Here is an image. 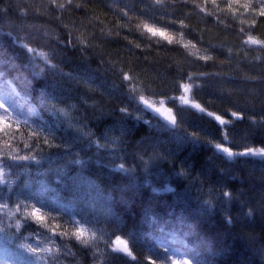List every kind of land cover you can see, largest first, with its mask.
Segmentation results:
<instances>
[{
    "label": "snow or ice",
    "instance_id": "6c2138e0",
    "mask_svg": "<svg viewBox=\"0 0 264 264\" xmlns=\"http://www.w3.org/2000/svg\"><path fill=\"white\" fill-rule=\"evenodd\" d=\"M177 2L149 0L146 3L145 0H135L129 3L112 0V3H103L117 17L115 38L95 17L93 22L101 24L99 35L93 31L87 40L74 37L71 30H68L67 38L62 39L51 32L34 28V39L38 40V44L33 47L32 41L25 42L12 32L4 34L7 44L0 43V239L7 240L13 247L5 245L0 250V264H65V261L76 258L73 247L90 251L93 264H117L118 260L125 258H130L128 264H132L136 257L130 248L129 238L145 227L159 234V239H154L149 246L150 252L156 256V259H152L151 255L146 257L149 264H157V259L161 264H215L217 256L223 255V250L218 252L216 249L217 241L224 237L218 226L210 224L206 217L215 214L219 206L225 213L220 217L221 224L232 226L238 217H233L225 205L235 206L233 192H236L237 198L244 192L229 186V181L234 178L229 176L231 167H218L215 173L202 168L192 176L195 165L187 158L177 165L175 157L181 145L191 143L195 147L200 141L197 132L180 128L182 119L166 104L179 101V106L195 110L202 118L217 122L223 129L221 139L208 143L223 163L233 165L239 162L241 168L249 162L253 165L258 163L262 171L264 115L257 120L254 109L248 107L225 109L223 114H218L194 98L206 86L196 81L235 83L234 77L213 72L185 74L184 66L177 63L178 79L174 87L179 96L156 99L155 92L151 96L146 94L151 89L143 86L142 82L137 85L131 71L118 69L115 62L103 58L93 69L90 57L85 55L99 47L88 40L118 43L121 32L146 43L147 47L142 49L146 52L154 46H165L159 41L172 46L175 36L169 29L178 27L181 37L190 31L182 18L164 19L175 16V12L170 13L167 9H176ZM180 2L184 7L189 6L188 0ZM207 4L208 0H205L203 7L195 3L191 6L209 17L214 13L230 16L233 20L240 15L252 16L251 20L239 21V34L245 37L241 43L242 46H256L264 54V38L251 34L258 19H264V0H256L255 3L253 0H227L224 7L217 0H211L213 12L208 11ZM11 7V4L7 5L5 11ZM48 7L60 12L83 10L86 16L88 11L85 3L73 4L72 0H50ZM20 11L23 17L24 9ZM23 27L21 25V29ZM123 39L130 49L141 48V43L134 44L127 35ZM177 43L183 48L189 46L182 41ZM192 47L196 45L192 44ZM219 47L223 50L222 45ZM217 48V45L209 43L205 53L196 57L197 61H203L207 66L213 61L211 53ZM68 52L78 53L79 63L73 71L64 72L61 65L64 59H68ZM226 53L230 61L232 50L227 49ZM255 59L264 65V55ZM100 68L112 73L114 80L111 87H106V81L101 79ZM12 73L17 74L13 76ZM46 74L58 79L51 82L44 80V86L37 91L35 83L44 79ZM240 83L260 84L262 87L259 90L251 89L248 94L253 97L264 94V70L258 76L243 77ZM4 86H7V91ZM100 89H104L109 99L117 97L122 106L107 108L102 99H97ZM218 95L224 99L226 94L221 90ZM133 106L137 111L134 117L129 111ZM247 111L253 112L248 117L249 131L243 137V146L235 150L238 145L230 139L236 134L233 121L243 123ZM149 112L160 120L159 132L151 129L150 121L142 120V115ZM226 116L232 119H226ZM128 118L149 125V131L141 134L138 140L128 139L131 133L126 123ZM163 132L172 135L173 142L177 144L176 152L164 147L168 141L159 138ZM253 140H258L259 144H252ZM169 157L173 159L169 160ZM59 161L63 163L58 164ZM207 162L211 163V158ZM161 163H171L172 168L165 173L156 167ZM45 164L49 167L45 168ZM137 165L142 166L146 174V184L151 185L152 175L164 177L160 187L152 188L154 193L171 194L172 199L166 201L162 208L149 202L142 205L138 212L134 210L135 197H128L126 193L129 188L138 186L135 180ZM153 169H156L155 172ZM86 172L102 181L106 194L96 180L85 175ZM213 175L216 179L207 187L200 180L204 176L211 181ZM189 177L188 184L184 185L183 181ZM125 178L129 179L128 184L122 182ZM173 184L176 186L173 187ZM192 186H197L199 191L195 203L190 196ZM113 193H119V198ZM260 204L261 207L257 208L247 201H240L239 208L248 209L243 212L246 219L259 215L261 231L264 232V197H261ZM114 205L123 208V216L117 214ZM101 216L115 223L117 231L105 233L98 226ZM129 222V238H125L119 232ZM25 229L30 231L25 234ZM105 236L107 239L103 238ZM170 238H180L183 251L172 247ZM257 242L259 246L251 250L260 257L259 264H264V239L250 237V245ZM101 243L103 249L99 247Z\"/></svg>",
    "mask_w": 264,
    "mask_h": 264
},
{
    "label": "trees",
    "instance_id": "16d2710c",
    "mask_svg": "<svg viewBox=\"0 0 264 264\" xmlns=\"http://www.w3.org/2000/svg\"><path fill=\"white\" fill-rule=\"evenodd\" d=\"M58 2H64V0H58ZM125 2H135V0H125ZM149 2V0H145ZM221 7H224L227 0H217ZM255 3L256 0H253ZM50 0H0V43L7 44V38L4 34L12 32L14 36L21 38L25 42L32 41V46L36 47L38 40L34 39L35 29L48 31L53 36H60L62 39H66L68 36V30L72 31L74 37L79 36L87 40L88 37L96 32L99 35L101 24L93 22L92 18H98L102 22V26L105 31H111L112 37L116 35L115 21L117 17L114 13L109 12L103 3H112V0H72L73 4L85 3L87 5V16L85 11H75L73 9H67L63 12L52 11L48 5ZM189 6L184 7L183 3L178 0L177 8L167 9L168 12H175L174 17H165L168 19H183L184 23L188 26L190 31L184 33L181 37V30L177 27L176 29H169V32L175 36V41L172 46H167L166 42L159 41V43L165 45L162 47H152L150 52L143 51L142 49L147 47L146 43H141L136 36L128 35L127 32H121L118 43L114 42H102L97 40H88L92 45H99L93 51L85 53L90 57V64L93 69L98 67L99 61L103 58L106 61H113L116 63L117 68H123L124 71H131L136 77L137 85L141 82L143 86L151 89L147 95L151 96L152 92L156 93L155 98L159 99L163 97L179 96V92L175 90V83L178 79L176 73V64H182L184 66V72H213L220 73L221 75H228L235 78V83L226 81H196V83H205L206 86L202 91H198L195 95V99L203 103L209 110L217 111L218 114H223V110L231 109L238 110L240 107H248L254 109L255 119L259 120L264 115V94L253 97L249 95V90H259L262 85L260 84H243L240 83L241 79L245 76L255 77L264 70V65L256 61V57L264 55L258 51L256 46H242V41L245 39L244 36L239 34L241 19L251 20L252 16L240 15L235 20L227 15L217 16L215 13L212 16H205L198 12L197 9L193 8L192 4H199L205 6V0H188ZM11 4L12 7L5 11L7 5ZM19 5V7H16ZM20 9H24L25 15L21 16ZM207 9L209 12H213L211 0H208ZM242 11V10H241ZM59 17V19H58ZM23 25V29H21ZM67 25V29L65 28ZM253 36H259L264 38V19H258L256 29L251 33ZM127 35L128 40L133 43H141L140 49H130L127 47V41L123 37ZM188 44V48H183L180 43ZM156 43V41H154ZM211 43L217 45V51L212 52L214 59L209 62L207 66L203 61H197L198 55L205 53V48ZM192 44L196 47L193 48ZM223 46V50L219 46ZM232 50L231 60L227 59L226 50ZM47 51V49H44ZM191 54V55H189ZM68 59H64V63L61 65L64 72H71L79 63L78 53L68 52L66 53ZM39 63V61H37ZM12 73L11 75H16ZM23 75V73H21ZM101 79L106 81V87H111L114 77L112 73L105 72L103 68H100ZM31 79V77H30ZM53 77L51 74H46L44 79L38 80L35 83V88L38 91L44 86V80L51 82ZM7 91V86H4ZM223 90L226 94L224 99L219 97V92ZM216 93V94H213ZM139 95V93H137ZM97 99H102L106 104L107 108H118L121 105L120 100L117 97H109L105 94L104 89H100L97 92ZM231 101V103H229ZM167 107L173 108L177 115L182 119L180 128L187 132H197L199 137V144L195 147L191 143H184L181 145L176 159L177 165L184 159H188L190 163L195 165L192 171V176H195L202 168L211 169L215 173L218 167L229 168L231 167L230 177H234L229 181V186L233 189H242L244 195L237 198V194L233 192V199L235 206L226 204L225 207L229 208L233 217H238V220L234 222L232 226H224L220 222V217L224 213V209L217 206L215 214H209L206 219L210 224L218 226L224 237L222 240L217 241V251L223 250V255H218L215 264H259L260 257L255 255L252 248L259 246V242L250 245V237L257 236L264 239V232L261 231V218L257 215L255 218H245L243 212L248 209L245 207L243 210L239 208L240 201H247L249 204L255 207H261L260 200L264 197V171L261 170L260 165L257 163L253 165L251 162L244 164L241 168L239 162L233 165L225 164L221 161L218 155H214V149L211 147L209 141L219 142L221 139V132L223 129L212 121L211 118H202L201 114L195 112V110H189L185 106H179V101L174 103H167ZM132 112L133 117L137 115L135 106L129 109ZM252 111L244 113L245 121L243 123L235 124V137L233 139L234 145H238L235 150H240L243 146V137L249 131L248 117L252 116ZM119 119V116L115 117ZM226 119H232L230 116H226ZM142 120L151 122V129L155 132H159L160 120L155 114L149 112L142 115ZM111 122V120H109ZM127 126L131 129L130 135L127 137L133 141L138 140L141 134H146L149 131V125H142V123L135 121L134 119L128 118L126 120ZM140 130L137 133V130ZM161 140L168 141L164 145L165 148H170L174 152L177 151V144L173 142L172 135L163 132L160 134ZM252 144H259L258 140L251 141ZM208 158H211V163H208ZM173 157H169L172 160ZM63 161H59L58 164H62ZM55 166V165H54ZM45 168L49 167L48 164L44 165ZM163 170L165 173L172 168L171 163H161L156 166ZM156 169H153L155 172ZM86 176H90L93 180H96L102 188L107 189L102 181L94 174L85 173ZM146 174L143 171L142 166L137 165L135 172V180L138 186L136 188H129L126 195L128 197H135L133 202L134 210L137 212L142 205L151 202L153 205L163 207L165 202L172 199L169 193H154L153 187H160L163 176L157 177L152 175L150 177L151 185L145 183ZM4 179H12V177H4ZM41 179H43L41 177ZM54 179V178H53ZM119 179V178H118ZM191 177L188 180L183 181L184 185H187ZM216 176H212V180H207L204 176L200 177V180L204 181L206 187L209 183L214 182ZM124 184L129 183V179L125 178L122 181ZM55 186V185H53ZM173 187L176 185L173 184ZM206 190V188H205ZM119 198V193H113ZM199 195L198 187L192 186L190 188V196L193 203L196 202V198ZM207 199V197H204ZM114 210L117 214L123 216V208L119 205H114ZM103 229L105 233L117 231L116 224L111 220H106L103 216L100 217V224L98 225ZM131 229V222L128 226L120 230L119 234L125 238H129L128 233ZM30 229H25V234ZM151 233V235H149ZM107 239V236L103 237ZM130 248L133 251L136 261L132 264H149L146 259L147 256L151 255L152 259H156V256L150 252L149 246L152 244L154 239H159V234L155 233L154 230L145 227L138 231L134 236L130 237ZM180 238L173 240L171 246L177 250H182L178 243ZM185 243L190 244V241L185 240ZM178 244V246H177ZM7 245L13 247L7 240L0 239V250ZM103 249V243L99 245ZM73 251L76 252L75 260L69 259L65 261V264H93L91 259L90 251H81L77 247H73ZM162 251V249H161ZM99 259V258H98ZM130 258L118 260L117 264H128ZM157 264H161L160 260L157 259Z\"/></svg>",
    "mask_w": 264,
    "mask_h": 264
},
{
    "label": "rangeland",
    "instance_id": "374dc122",
    "mask_svg": "<svg viewBox=\"0 0 264 264\" xmlns=\"http://www.w3.org/2000/svg\"><path fill=\"white\" fill-rule=\"evenodd\" d=\"M170 242H172V244L174 243L173 242V240H171V238H170ZM181 247H183L180 243H178ZM178 244H177V246H178ZM178 251H182V250H178Z\"/></svg>",
    "mask_w": 264,
    "mask_h": 264
}]
</instances>
